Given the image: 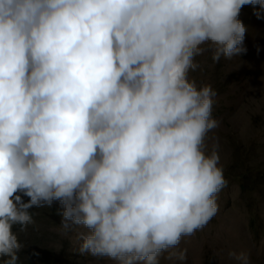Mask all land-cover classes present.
<instances>
[{
  "label": "clouds",
  "instance_id": "obj_1",
  "mask_svg": "<svg viewBox=\"0 0 264 264\" xmlns=\"http://www.w3.org/2000/svg\"><path fill=\"white\" fill-rule=\"evenodd\" d=\"M245 5L264 0H0L3 264H18L19 237L56 201L81 254L186 259L181 239L227 185L206 143L216 93L189 73L202 45L214 61L248 52Z\"/></svg>",
  "mask_w": 264,
  "mask_h": 264
},
{
  "label": "rangeland",
  "instance_id": "obj_2",
  "mask_svg": "<svg viewBox=\"0 0 264 264\" xmlns=\"http://www.w3.org/2000/svg\"><path fill=\"white\" fill-rule=\"evenodd\" d=\"M242 8L238 18L247 25L248 52L214 61V46L202 45L206 50L195 57L199 67L189 73L198 87L210 85L216 93L212 117L218 127L208 133L206 143L209 149L218 144L227 181L218 193L219 210L206 226L181 239L177 250H186L184 261L169 260L165 252L160 264H239L229 253L242 251L249 264H264V9ZM55 206L58 211L44 206L33 214L42 221L41 228L51 231L48 244L58 251L56 264H116L107 257L81 254L75 232L61 227L62 205L56 201Z\"/></svg>",
  "mask_w": 264,
  "mask_h": 264
},
{
  "label": "trees",
  "instance_id": "obj_3",
  "mask_svg": "<svg viewBox=\"0 0 264 264\" xmlns=\"http://www.w3.org/2000/svg\"><path fill=\"white\" fill-rule=\"evenodd\" d=\"M242 188H246V183H242ZM24 201L27 202L29 197L24 196ZM52 211H58V207H54ZM31 212V211H30ZM27 225L26 230L23 231V248L19 251L18 264H56V259L58 258L57 249L49 247L48 239L51 235L50 229L41 228L39 226L42 221H33ZM20 230L19 225L13 227V232ZM31 230L33 234L31 237L28 235V231ZM47 239V243L45 242ZM7 257L0 258V264Z\"/></svg>",
  "mask_w": 264,
  "mask_h": 264
}]
</instances>
